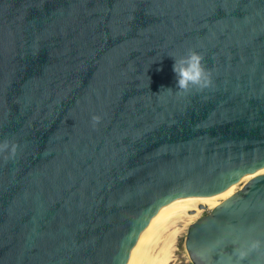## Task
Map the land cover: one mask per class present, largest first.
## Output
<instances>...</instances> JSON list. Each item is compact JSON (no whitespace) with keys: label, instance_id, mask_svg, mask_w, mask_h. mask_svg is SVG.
Masks as SVG:
<instances>
[{"label":"water","instance_id":"obj_1","mask_svg":"<svg viewBox=\"0 0 264 264\" xmlns=\"http://www.w3.org/2000/svg\"><path fill=\"white\" fill-rule=\"evenodd\" d=\"M189 49L212 83L182 92ZM5 140L0 264H131L202 200L192 264H236L264 241V0H0Z\"/></svg>","mask_w":264,"mask_h":264},{"label":"clouds","instance_id":"obj_2","mask_svg":"<svg viewBox=\"0 0 264 264\" xmlns=\"http://www.w3.org/2000/svg\"><path fill=\"white\" fill-rule=\"evenodd\" d=\"M174 59L173 71L176 75V88L178 91L188 92L193 88L204 89L211 85V72L203 63L204 57L194 49H189L187 54L179 58L170 56ZM171 91V88H168ZM99 116H93V124L100 122ZM19 145L10 141L0 142V155L7 153L4 156L5 161L14 160L17 156ZM264 247V241L255 240L250 243L248 248L236 250V264H242L251 250Z\"/></svg>","mask_w":264,"mask_h":264},{"label":"bare ground","instance_id":"obj_3","mask_svg":"<svg viewBox=\"0 0 264 264\" xmlns=\"http://www.w3.org/2000/svg\"><path fill=\"white\" fill-rule=\"evenodd\" d=\"M223 201L202 200L193 210L159 224L131 261V264H171L175 261L174 252L176 251V242L179 233V225L177 226L179 220L184 219L183 217L185 215H188L191 221L195 220L200 217V213L204 208L211 206V209H213ZM189 224L188 222V226H190Z\"/></svg>","mask_w":264,"mask_h":264},{"label":"rangeland","instance_id":"obj_4","mask_svg":"<svg viewBox=\"0 0 264 264\" xmlns=\"http://www.w3.org/2000/svg\"><path fill=\"white\" fill-rule=\"evenodd\" d=\"M211 208H212L211 206L204 208L203 211L200 213V217L207 215L210 212V210H212ZM190 213H193V212H190ZM183 218L184 219L179 220V222L177 223V226L179 225L178 226L179 233H178V238L176 242V251L174 252L175 261H173L171 264H192L189 258L188 252L186 250V247H185V239H186L187 231L189 228L188 222L190 223L189 225H191V223H194L195 220H197L198 218L192 221L190 220L188 215H185Z\"/></svg>","mask_w":264,"mask_h":264}]
</instances>
